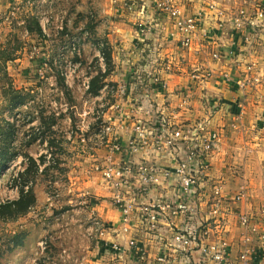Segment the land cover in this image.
<instances>
[{
  "label": "rangeland",
  "instance_id": "1",
  "mask_svg": "<svg viewBox=\"0 0 264 264\" xmlns=\"http://www.w3.org/2000/svg\"><path fill=\"white\" fill-rule=\"evenodd\" d=\"M163 1L156 0L154 5L159 7ZM172 1L185 13L187 5H190L191 12L196 9L195 13L198 9L195 7L199 6L191 0L189 4L187 0ZM235 1L239 5H234L237 13L241 0ZM152 2H149L151 15L159 19L161 17L156 14ZM259 2L255 3L256 6L264 11V0ZM139 4L143 5L141 8L147 6L145 0H124L122 3L120 0H0V51L9 48L8 53L13 54L6 62L0 55V158L5 162L15 156L0 166V205L20 199L22 188L25 191L32 188L35 195V204L26 215L17 219L0 215V264H17L24 260L26 264H133L129 248L132 219L143 235L146 230L151 232L148 245L155 248L162 247L160 234L182 227L180 216L175 219V224L169 219L161 222L162 216L148 223L147 217L143 219L136 210L120 230L124 240L117 242V250L104 238L94 237L99 225L100 231L106 228L109 231L110 228L109 220L102 212L105 209L115 212L105 181L94 168L97 165L95 159H98L96 153L104 154L107 149L98 145V137L103 114L109 108L107 102L110 98L112 100L110 90L105 89L106 81L115 79L113 72L117 71V60H112V54L117 57L119 50L111 39H117L120 35L117 32H128L129 16H134V9L129 10V7H137V10ZM213 4L217 8L207 10L201 20L200 34L191 39L188 48L180 46L175 27L168 24L164 29L165 42L157 46L155 53L160 66L166 70L165 79L169 82V89L156 96L157 106L181 125H193L192 110L206 109L211 103L215 109H231L233 120L234 110L225 104V95L235 97L234 108L238 110L243 91L235 81L225 80L223 74L233 73L236 79L243 78L246 73L251 74L247 70L250 61L240 63V68L230 71V63L235 64L233 59L230 63L217 60L220 66H216L213 58L216 51L201 47L199 37L203 31L213 30L215 24L221 27L223 21L233 23L236 17V14L229 17L228 10L221 4ZM30 22L40 24L42 35L29 30ZM169 23L172 24L171 21ZM18 41L21 42L20 49L15 46ZM255 58L251 61L258 63V73L263 77L260 89L264 87V63L260 62L264 57ZM211 66L216 68L213 77L210 76L211 71L206 72ZM5 69L8 78L3 76ZM89 82L88 90L86 85ZM256 92L249 93L245 113L232 125L240 132L245 127L244 134L228 128L227 123L231 122L229 114L225 116L227 122L217 128H206L199 119H195L198 121L195 127L204 128L203 133L214 131L220 135V147L210 156V161L215 168L213 175L216 176L220 170L223 176H216L214 183H222L228 189L232 181L240 179L242 183L237 186L238 190L248 183L254 207L258 208L264 205V201L255 192H264V184L251 187L245 177L249 170L253 176H264L261 171L264 168V154H261L264 152V129L261 127L264 117L251 114L259 105L251 101V95ZM19 97L24 100L21 105L18 104ZM193 113L196 114L195 111ZM221 132L224 135L229 132L237 138L238 153H234L232 144L229 151L234 157L240 159L238 154L240 157L247 155L245 158L249 160L254 156L253 163L247 167L234 164L240 162L234 157L228 160V155L220 151ZM122 134L127 139L126 133ZM257 156L262 162L257 163ZM131 159L137 164L169 169H175L179 162L175 151L134 153ZM224 160L223 167L218 169L217 162ZM226 172L228 174L224 175ZM158 183L153 195L155 198L165 202L176 197L175 184L163 178ZM208 191L211 192L212 188ZM129 194L127 190L126 195ZM87 213H90V232L88 226L85 229V224L70 220L72 215L78 219ZM179 213L176 212L177 215ZM164 215L168 217L170 212L166 210ZM234 223V217L229 216L228 225ZM17 235L20 241L21 238L24 240V245L15 244ZM167 236L173 239L172 233ZM24 248L25 254H21Z\"/></svg>",
  "mask_w": 264,
  "mask_h": 264
},
{
  "label": "built area",
  "instance_id": "2",
  "mask_svg": "<svg viewBox=\"0 0 264 264\" xmlns=\"http://www.w3.org/2000/svg\"><path fill=\"white\" fill-rule=\"evenodd\" d=\"M152 3L154 5L156 0ZM154 7L161 18H155L142 9V17L133 25L136 38L130 49H121L120 58L112 54V60H117V71L113 72L115 79L106 81L105 89L110 90L112 100L107 94L109 108L103 114L98 137V145L107 149L104 154L96 153L98 159H95L97 165L94 168L105 181L110 203L122 213L121 230L136 210L143 219L147 217L148 223L156 221L159 216H162L161 222L169 219L175 224L178 216L183 220L182 227L170 231L173 239H169L167 231L160 234L162 247H158L156 256L152 257L151 245L145 241H149L151 232L146 230L143 235L132 219L133 238L129 248L135 264H259V254L264 253V205L254 207L248 183L233 192L222 183H214L217 177L213 175L215 168L210 156L220 147L219 133H203L204 128L198 129L195 124H178L160 111L156 103V96L169 89L166 70L155 56L157 46L165 42L164 29L168 24L175 27L180 46L188 48L191 39L200 34L201 20L207 10L217 7L212 3L200 4L195 7L198 8L195 13L196 9L191 12L190 5H187L185 13L172 0H164L159 7ZM136 8L131 6L129 10L134 9L131 11L134 13ZM263 13L254 0H241L233 29L240 37L252 42L258 34L254 31L260 29ZM228 22L223 21L221 27ZM211 33L212 30L201 33V47H210ZM121 57L136 60L123 65L124 61L119 64ZM213 58L215 61L223 60L222 53L216 51ZM101 60L104 61L103 57ZM247 70L251 74L246 73L241 79H236L233 73L223 74L225 80L235 81L243 91L238 110L233 103L232 123L242 118L249 93L258 91L263 82L258 73V63L250 61ZM210 71L213 77L216 68L208 67L206 72ZM86 89H90V82ZM164 151L176 152L179 162L175 169L154 168L131 159L134 153ZM161 178L175 184L176 197L169 198L171 201L164 202L153 196ZM210 187L211 192L208 191ZM127 190L130 192L128 196ZM166 210L170 212L168 217L164 215ZM229 216L234 217V225H228ZM112 246L117 250V245Z\"/></svg>",
  "mask_w": 264,
  "mask_h": 264
},
{
  "label": "crops",
  "instance_id": "3",
  "mask_svg": "<svg viewBox=\"0 0 264 264\" xmlns=\"http://www.w3.org/2000/svg\"><path fill=\"white\" fill-rule=\"evenodd\" d=\"M124 0H120V2L122 3ZM195 3L194 5H200V4H207V3H219L223 6V8L228 10V14L229 17L234 16L236 13V7L234 5H238V3H236L235 0H194ZM255 3H257L259 0H254ZM262 1V0H261ZM147 6L143 8H141L143 5H138V9L133 13L134 16H129V20L131 21V24H128L129 26L126 27L128 29L127 36L126 33L117 35V39L112 38V42L114 44L117 45V48L119 50V52H117V57L120 58L121 54V49L124 50H128L131 47V43L132 41L136 38V29L134 28V24L136 22V19H140L142 17V12L144 9L145 11H147V13H152V6L149 4L150 0H145ZM258 4H260V2H258ZM141 8V9H140ZM260 25L262 26L261 29H258L257 32L258 34L255 35L254 39L252 42L250 41H246L245 37H240L239 33H237L234 29L233 26L234 24L232 22H228L227 24L224 25V27H219V24H215L213 25V30L212 33L209 37V41H210V47H208L207 49L209 50H215L217 52L222 53L223 56V60L221 61H226L229 62L233 59L234 63L232 62L230 63L231 68L230 71L232 69H236V68H240L238 67V65H240V63L243 64V62H245L246 64L253 60L256 59L255 57L261 58L262 56L264 57V17H260ZM121 27V25H120ZM114 35V34H113ZM136 60V59H135ZM134 59H130V58H122L119 61V64L121 63V61H124L125 63L129 64L131 62H135ZM242 61V62H241ZM261 63H264V60H260ZM215 65L216 66H220L217 65L216 61H215ZM244 68V66H243ZM243 68H241V70H244ZM220 90L222 91L223 89L220 88ZM213 95H218L217 94H213ZM227 99L224 98L225 104L226 105H231L233 106V103L235 102V97H230L225 95ZM252 99L251 101H256L259 103V105L256 107V110L253 112H251V114H256L257 116H263L264 117V87L260 88L256 93H254V95H251ZM250 98V97H249ZM224 104V105H225ZM249 106V105H248ZM250 108V107H249ZM249 110V109H248ZM247 110V112H248ZM193 111L196 112L193 113ZM250 111V110H249ZM246 112V114H247ZM229 114L231 122L227 123L228 124V128L232 131V132H238L241 134H244L245 132V127L244 130L242 132L235 130L232 125H233V121H232V110L229 108H225L222 107L221 109H215V105L214 103H211V105H208L205 108H201V109H193L191 112V117L192 122L194 124H196L195 119H199V123L202 124L204 127L206 128H217V126L219 125H223L225 124L224 122H227V118H225V116ZM245 114V116H246ZM249 114V112H248ZM196 115V116H195ZM203 117L207 118L204 119ZM248 119V117H247ZM260 118L258 117V120ZM256 126V124H254ZM261 127L264 129V121L261 123ZM222 133V132H221ZM223 135V139H222V144H221V148L220 151L222 153H226L228 155V160H231L234 155L232 153H230L229 151L231 150V144L233 146L234 149V153H238V149H236V144H237V138H234L233 136L230 135L229 132H227V135ZM255 152V151H254ZM261 154H264V152H262ZM244 155L242 157H240V155L238 154V157L240 159H238L236 156L234 157L235 161H240V162H235L234 164H245L247 167L248 165H250L251 163H253V158H255L254 156H252V158H250L248 160V158H245ZM223 157V156H222ZM222 157H218L219 159ZM257 163L262 162L261 158L257 156ZM226 160L224 161H218L217 162V168H221L223 167V164ZM234 166V165H231ZM263 170L264 172V168H261V171ZM228 173L226 172L224 175H227ZM217 177H222L223 174L221 173V171L219 170L217 175ZM250 176V177H249ZM255 176V177H254ZM254 176L252 175L251 171L249 170V172L247 171L245 177H246V182L249 180L250 181V185L251 187L254 184L261 185L264 184V176L262 174H254ZM258 176H262L263 178H258ZM242 183V181L240 179H235L234 181H232L230 184L231 186L227 189L228 191L233 192L234 190H237V186L240 185ZM261 187V186H260ZM258 187V188H260ZM258 188H253V189H258ZM254 193V191H253ZM256 193V196H259L260 200L264 201V192H260V193ZM261 194V195H260ZM98 200V197H95ZM258 198V197H257ZM112 207H114L111 204ZM115 208V207H114ZM112 209V208H111ZM114 211L105 209L102 212V215L109 220V224H110V228L109 231L106 228V230H101V225H99L96 230H95V236L94 237H99V239L104 238V240H107L108 242H110V244L112 245H117V242H122L124 240V235L122 233H120L121 227H122V213L119 210V208H115L113 209ZM67 218V217H66ZM89 219H90V213H87L86 215H81L78 216V219H75V217L72 215L70 216V220L72 223H76V222H80L83 224H85V229L88 226V232L91 231L89 224ZM69 221V220H68ZM135 224V222H134ZM133 224V225H134ZM107 227V226H106ZM116 231V233H114ZM131 237L133 238V234L131 235ZM147 245L149 243L148 240H145ZM149 249V248H148ZM157 249L158 247H153L150 246V254L152 257H155L157 254ZM24 251L21 254H25V248L23 249ZM260 260L258 261L259 264H261L263 262L264 264V253H260ZM25 259V255H22ZM17 264H26L25 260L22 263H17ZM32 264H36V263H32ZM133 264H135V262H133Z\"/></svg>",
  "mask_w": 264,
  "mask_h": 264
},
{
  "label": "trees",
  "instance_id": "4",
  "mask_svg": "<svg viewBox=\"0 0 264 264\" xmlns=\"http://www.w3.org/2000/svg\"><path fill=\"white\" fill-rule=\"evenodd\" d=\"M29 30L31 32H37L39 35H42V28L40 26V24L38 22H30L29 23ZM21 42L18 41L15 46L20 49ZM9 48H7V50H2L0 51V55L2 57V59L4 60V62H6L7 60L12 58V53H8ZM15 50V49H14ZM3 76L5 78H8V73L5 69V71L3 72ZM64 79V78H63ZM97 92V90L95 91ZM17 93V92H16ZM19 103L18 104H22L23 97H19ZM13 158H15V156H12L8 159H6L5 162H3V160L0 158V166L3 163H9ZM4 166H2L1 168H3ZM35 204V195H34V191L32 188H30L28 191H25L23 188L20 189V199L16 200V201H12V202H8L7 204H2L0 205V215L4 218H9V219H17L18 217L22 216V215H26L30 208ZM16 241L15 244H19V245H24V240L21 238L20 241V236L17 235L15 237Z\"/></svg>",
  "mask_w": 264,
  "mask_h": 264
}]
</instances>
